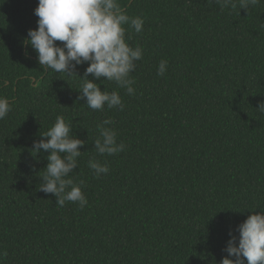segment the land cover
<instances>
[{
  "label": "trees",
  "instance_id": "1",
  "mask_svg": "<svg viewBox=\"0 0 264 264\" xmlns=\"http://www.w3.org/2000/svg\"><path fill=\"white\" fill-rule=\"evenodd\" d=\"M0 264H264V0H0Z\"/></svg>",
  "mask_w": 264,
  "mask_h": 264
}]
</instances>
